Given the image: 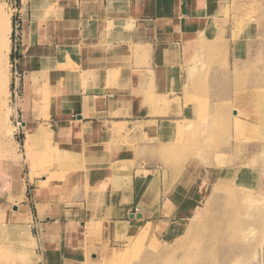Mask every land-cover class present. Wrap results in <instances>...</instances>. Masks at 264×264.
<instances>
[{
  "label": "rangeland",
  "instance_id": "obj_1",
  "mask_svg": "<svg viewBox=\"0 0 264 264\" xmlns=\"http://www.w3.org/2000/svg\"><path fill=\"white\" fill-rule=\"evenodd\" d=\"M19 3L0 0V264L41 263L35 239L10 224L19 182L27 196L40 188L72 199L89 193L77 184L94 170L138 161L166 170L165 191L192 181L189 212L166 230L140 221L117 254L97 264H264V0H228L222 24L156 61L163 74L138 92L134 106L142 112L108 123L110 138L92 141L106 146L95 158L72 149L59 154L45 125L34 133L23 128L34 93L22 88ZM51 93L33 98L43 115ZM103 232L99 224L84 236L88 251L102 247Z\"/></svg>",
  "mask_w": 264,
  "mask_h": 264
},
{
  "label": "crops",
  "instance_id": "obj_2",
  "mask_svg": "<svg viewBox=\"0 0 264 264\" xmlns=\"http://www.w3.org/2000/svg\"><path fill=\"white\" fill-rule=\"evenodd\" d=\"M19 2L23 91L34 96L43 90L52 92L44 115L30 97L22 112L23 128L34 133L45 125L59 154L72 149L83 158H95L106 146L92 141L110 138L108 123L142 112L134 104L149 79L163 72L156 61L168 58L181 42H196L208 28L222 24L228 0ZM145 163L99 174L94 170L89 180L83 177L77 184L89 187V193L72 199L48 196L40 188L27 196L25 183L19 182L20 188L10 196V224L35 239L40 264H84L74 257L89 264L108 260L140 221L150 224L149 229L166 230L174 223L171 218L189 212L184 202L192 181L165 191L166 170L145 169ZM32 181L36 183L37 177ZM155 216L153 223L150 219ZM99 224L104 230L102 247L88 251L84 236Z\"/></svg>",
  "mask_w": 264,
  "mask_h": 264
},
{
  "label": "water",
  "instance_id": "obj_3",
  "mask_svg": "<svg viewBox=\"0 0 264 264\" xmlns=\"http://www.w3.org/2000/svg\"><path fill=\"white\" fill-rule=\"evenodd\" d=\"M135 216H136V217H141L140 214H136Z\"/></svg>",
  "mask_w": 264,
  "mask_h": 264
}]
</instances>
